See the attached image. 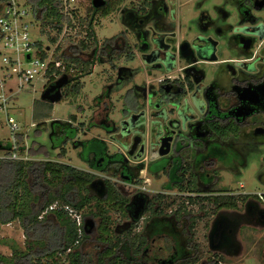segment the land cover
<instances>
[{
  "label": "flooded vegetation",
  "instance_id": "obj_1",
  "mask_svg": "<svg viewBox=\"0 0 264 264\" xmlns=\"http://www.w3.org/2000/svg\"><path fill=\"white\" fill-rule=\"evenodd\" d=\"M104 1L95 7L92 0V25L114 14L121 29L91 44L86 55L94 61L92 72L97 64H108L111 72L92 98L88 122L70 124L83 135L100 126L108 138L92 137L104 144L88 149L83 140L92 138H78L79 133L72 138L68 121L54 120L47 132L52 145L60 148L61 157L71 146L89 166L84 171L94 175L87 186L90 196L103 200L108 216L117 213L113 229L111 216L104 229L108 246L109 240L122 239V254L133 255L132 242L138 247L144 240L134 258L141 264H176L179 256L196 259L189 264L206 259L223 264L224 256L242 253L239 234L244 226L264 228V191L218 186L221 174H240L257 152L254 148H264V0ZM194 94L202 102L197 119L186 127L179 124L169 152L162 155L157 121L170 136L165 128L174 118V101L186 98L191 103ZM166 113L167 121L162 117ZM124 119L131 124L125 135ZM31 151L36 156L28 145L25 161L34 162L29 174H43L36 170L42 162L62 163L47 151L42 160L31 158ZM143 174L160 180V188L143 187ZM94 180L104 182L102 195L99 183L91 185ZM228 197L231 205L224 206ZM45 201L40 197L39 203ZM91 218L83 217L87 235L105 224L102 217L100 225L97 217ZM217 221L218 235L210 241ZM201 222L206 245L197 239ZM156 236L166 240L167 254L161 255L163 248L154 244ZM231 238L234 246L229 245Z\"/></svg>",
  "mask_w": 264,
  "mask_h": 264
},
{
  "label": "trees",
  "instance_id": "obj_2",
  "mask_svg": "<svg viewBox=\"0 0 264 264\" xmlns=\"http://www.w3.org/2000/svg\"><path fill=\"white\" fill-rule=\"evenodd\" d=\"M28 1L37 12L42 35L47 34L46 28L56 29L58 33H61L65 25L68 27L74 25L73 16L70 14V11L74 10H66L65 0ZM84 20L81 21V24L87 27V39L93 40H81L78 44H71L67 50L58 52L60 53L59 59H62L67 66L68 72L65 74L69 75L70 84L80 75H88L92 72L94 61L87 59L86 52L90 50L91 44L99 43L91 20ZM46 37L50 43L56 42V38L50 35ZM39 44L42 45L41 42ZM78 54H83V58ZM72 68L75 69L74 72L70 71ZM54 82L55 80L49 85ZM40 117L41 114H35L36 119ZM76 119L74 115L72 119L68 120V123L73 124ZM45 123L47 122L40 125L44 126ZM83 124L84 122L81 123V125ZM67 128L69 129L68 134L72 138L77 137V133H80L77 126L70 124ZM23 139L22 134L17 135L18 144H23ZM83 141L88 149H93L94 144L102 148L104 144L97 138ZM20 147L24 154L25 147ZM0 149L6 151L5 156L9 155L13 149L12 141L0 140ZM62 153L65 154V152ZM33 163V161L0 158V225L16 219L22 220L28 239L25 250L14 248L10 257L0 255L1 264H141L134 258L141 252L144 240L138 247H136L135 241L132 242L133 255L122 254V239L109 240V246L107 245L108 239L105 238V234L107 235L108 232H105L104 229L108 228V209L103 200L88 194L87 186L93 180V174L59 162H42L36 167V170L42 171L43 174H29ZM49 189H54V191L51 192ZM41 190H43L42 194H40ZM112 191L117 196L119 195L115 188ZM40 197L43 200L46 198L44 204L39 203ZM228 198L230 202L223 203L224 206L231 205V197ZM56 201L60 204L70 205L77 210L88 208L94 202L89 214L104 218L105 224L101 226L102 233L96 238V242H99L96 244L99 246L95 245L97 251L92 256L84 251V242L89 239V235L85 233L83 226V233L80 235L76 222L67 212L56 209L40 217L45 209ZM49 215H52V218ZM30 230H32V234ZM125 247L129 252L130 245L127 244ZM109 256H112V259L107 263L106 260ZM179 257L176 264H189L196 261V259Z\"/></svg>",
  "mask_w": 264,
  "mask_h": 264
},
{
  "label": "rangeland",
  "instance_id": "obj_3",
  "mask_svg": "<svg viewBox=\"0 0 264 264\" xmlns=\"http://www.w3.org/2000/svg\"><path fill=\"white\" fill-rule=\"evenodd\" d=\"M92 0H75L69 7L71 16H73V26L68 27L64 26V29L61 33H58L56 29L46 28L47 36L56 38V42L50 43L45 35H42L38 28L34 29V37L42 41L44 44H51L52 48H56L57 52H62L67 50L71 44H78L81 40L87 39V27L81 24V21L90 20L88 18L89 8L91 6ZM65 12H67L65 10ZM115 16L108 15L102 17L99 20V23L93 26L97 40L102 43L106 38H110L121 29L115 20ZM84 20V21H85ZM38 23V19L36 20ZM89 51V50H88ZM111 68L108 64H97L93 72L88 75H80L76 80L72 81L71 86L65 85L63 87V98L56 103H51L49 101H44L41 99L42 92L44 91V86L46 85L45 79H37L31 85L26 86L21 90L14 100L12 107L11 115L16 118V120L23 126V129L27 135V144L29 147H32L36 153V156L32 155L30 157L42 160L46 154L44 151H47L49 156L57 161H60L66 165L73 166L81 170L89 169V166L84 162L81 157L71 148L68 144L66 146L65 156H59L60 148H54L50 137L48 135V126L55 121H68L72 117L76 116L75 124L78 125L80 122H88L89 115V105L92 102V98L101 93V88L106 82V77L110 74ZM76 92V93H74ZM74 93V94H72ZM119 102H116V106H119ZM41 114L39 119L35 118V114ZM44 122L45 125H40ZM40 125V126H39ZM108 138L105 131L100 126L93 127L87 134L83 135L79 133L78 138ZM0 140L8 141L11 140V132L8 125L5 123V117L0 113ZM97 146L93 145V149ZM253 152L249 157V163L242 167L240 174H221V179L218 183V186H227L232 189H238L245 191L247 193H255L259 191H264L263 180H261L264 174H259V172L264 170V148L258 149L255 147ZM259 150V151H258ZM4 150L0 149V156L5 155ZM100 176L101 174H96ZM143 187L150 188L153 191L159 189L161 186L160 180L152 177L150 174L142 175ZM244 185V188L241 186ZM53 192L54 189H49ZM89 194V193H88ZM95 197V196H93ZM187 202V200H186ZM94 202L88 207L82 210H79L78 213L82 217H92L89 214L90 209L92 208ZM190 206V204H188ZM52 218V215H49ZM110 219V229L112 230L117 220V213L111 212L109 215ZM96 219V224L99 223L98 217ZM98 225V226H99ZM101 227L96 229L93 233L89 235L84 243V251L93 255L97 250L95 248L96 240L95 237L102 233ZM197 239L206 245L203 235L205 234L204 222H201L198 231ZM32 234V230H30ZM239 239L243 246V251L239 256L236 257H226L222 261L223 264H264V228L255 227V226H244L242 231L239 234ZM28 239L25 235V228L22 220L16 219L12 222L1 224L0 225V255L10 257L13 253L14 248L20 250H25L27 248ZM154 244L157 247L163 248L160 252L161 255L167 254L168 245L165 239L162 237L156 236ZM104 246V245H103ZM207 250V246L205 251ZM209 256L207 253L206 257ZM65 257L63 256V260ZM207 260V261H206ZM200 264H209L208 259ZM1 264V263H0ZM65 264V263H64Z\"/></svg>",
  "mask_w": 264,
  "mask_h": 264
},
{
  "label": "built area",
  "instance_id": "obj_4",
  "mask_svg": "<svg viewBox=\"0 0 264 264\" xmlns=\"http://www.w3.org/2000/svg\"><path fill=\"white\" fill-rule=\"evenodd\" d=\"M75 0H65L66 10ZM37 12L28 0H0V113L11 132L13 149L5 158L25 160L28 150L27 135L23 126L11 115L14 100L23 88L37 79H45L46 85L67 73V66L60 53L51 44H44L34 37V29L40 24ZM42 34V33H41ZM42 43L40 46L39 43ZM75 69H70L74 72ZM68 75V74H66ZM69 76V75H68ZM22 134L23 144H18L17 135ZM20 146L25 147V155ZM62 209L76 222L80 235L83 232V217L79 210L54 202L40 217L50 211Z\"/></svg>",
  "mask_w": 264,
  "mask_h": 264
},
{
  "label": "water",
  "instance_id": "obj_5",
  "mask_svg": "<svg viewBox=\"0 0 264 264\" xmlns=\"http://www.w3.org/2000/svg\"><path fill=\"white\" fill-rule=\"evenodd\" d=\"M104 3H105L104 0H93V5L95 7H101L102 5H104ZM69 81H70L69 76L66 74L63 75L61 78L56 80L54 83L48 85L44 89V91L42 92V95H41V99L44 101H49L51 103L59 102L63 98L62 88L65 85H67L69 83ZM201 104H202L201 100L195 94L192 97L191 103L186 98L174 101V103H173V107H174V116L173 117L174 118H172V120H168L167 128H165L166 133H169L170 136L165 134V132L162 130L163 129L162 123L157 121L156 125L159 124L158 126L161 129V131L158 133V138H159V141L161 142V148H163V150L161 151L162 155L167 154L169 152V148H170L171 142L173 140V137L177 133V131H176L177 128L180 127V125H183V127H186L189 123L195 122V120L197 119L196 109L199 108V106H201ZM137 117L138 116L133 117L134 121H132L131 124H134ZM162 117L164 118V120L167 121L168 114L166 113ZM131 124L126 119L121 121V125H122V127H124V129L121 132L123 135H125L127 133V130L125 129V127H129ZM170 129H172V130H170ZM111 138L116 140V137H114V136ZM98 183L101 185L99 195H102L104 192V189H105L103 181L94 180L91 183V185H96ZM91 223H92V219L86 220V225H90ZM218 224H219V221H217L212 227V231L210 233V241L218 235V231H219ZM229 245L234 246V238L230 239ZM212 249H219V248H215L214 246H212Z\"/></svg>",
  "mask_w": 264,
  "mask_h": 264
},
{
  "label": "crops",
  "instance_id": "obj_6",
  "mask_svg": "<svg viewBox=\"0 0 264 264\" xmlns=\"http://www.w3.org/2000/svg\"><path fill=\"white\" fill-rule=\"evenodd\" d=\"M2 150H3V149H2ZM24 155H25V152H24ZM4 156H5V155H2V156H0V158H1V157H4Z\"/></svg>",
  "mask_w": 264,
  "mask_h": 264
}]
</instances>
